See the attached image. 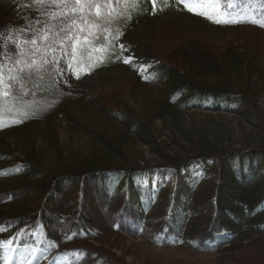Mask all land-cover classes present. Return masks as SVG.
Wrapping results in <instances>:
<instances>
[{
    "label": "trees",
    "instance_id": "16d2710c",
    "mask_svg": "<svg viewBox=\"0 0 264 264\" xmlns=\"http://www.w3.org/2000/svg\"><path fill=\"white\" fill-rule=\"evenodd\" d=\"M157 2L160 11H185L178 0ZM150 4L116 3L112 16L126 19L106 25L112 54L103 63L94 62L100 53L93 52L91 61L81 58L84 72L107 78L122 67L127 50L118 40ZM34 9V1L20 5L18 0H0V42L9 36L29 39L24 32L29 20L47 19ZM205 22L231 41L222 46L203 35L191 36L170 52L166 64L134 75L129 85L136 94L135 109L128 111L112 97L106 101L67 90L51 68L41 73L42 80L33 77L27 83L28 95L16 105H27L26 115H15L11 102L4 103L0 248L29 249L38 261L66 256L71 264H124L111 250L122 253L121 236L129 235L160 249L217 254L229 248L228 264H264V182L251 189L254 177L264 175V170L254 175L261 163L255 159L264 163V116L258 109L264 96V0H240L239 10L225 21ZM96 43L106 42L102 36ZM143 90L155 94L144 96ZM197 110L238 114L244 122L256 117L259 126L252 127L240 149H233L228 133L220 135L209 124L186 125L184 111ZM61 129L86 137L87 146L81 151L66 146ZM168 131L173 133L170 140ZM147 154L154 157L153 166L176 172L198 161L214 178L173 193L149 191L137 183L150 169ZM95 187L111 217L103 226L90 217ZM176 200L177 205L182 200L187 204L181 215L175 209L172 216ZM236 253L242 256L234 257Z\"/></svg>",
    "mask_w": 264,
    "mask_h": 264
},
{
    "label": "rangeland",
    "instance_id": "374dc122",
    "mask_svg": "<svg viewBox=\"0 0 264 264\" xmlns=\"http://www.w3.org/2000/svg\"><path fill=\"white\" fill-rule=\"evenodd\" d=\"M33 1L34 0H18L20 5L30 4ZM187 2L196 7L198 11H203L204 15L189 11L188 8L187 12H159L157 8L155 9L153 5L150 4L149 10L143 15H139L136 20L137 22L133 25L129 33L119 38L120 45L126 46L127 48L128 55L126 59L129 60V62L124 63L123 67L107 76V78H101L91 70L84 72L83 65H81V58H87V56L81 57L77 52L75 57L76 62L72 63L73 70L71 71L67 67L71 58H63L60 60L58 66L62 71L57 73V79L59 76L64 78L63 81L66 82V84H64L63 87L67 90L76 89L77 91H83L93 98L98 97L106 101L112 97L114 102L124 106L128 111L135 109L136 94H131V85H129V83L134 73L141 69L145 62H150V64H165L170 52L183 44L191 36L199 37L203 35V37L216 40L215 42L222 46L226 42L231 41L230 36L225 35V33L221 34L217 32L215 28L208 29L204 24H206L205 21L209 19V17L215 19V21L224 20L229 12L235 9L237 0H187ZM182 5L185 6L184 4ZM102 7L107 8L108 5H102ZM30 47L31 45H27L25 48L27 49ZM39 47H41L42 51L34 57L37 62H41V57L44 55V43L40 42ZM67 51L69 53L72 52L70 43ZM56 55L59 57L60 53L57 52ZM48 58H51L50 53L48 54ZM0 59H3L2 55H0ZM9 65L11 66V62H9ZM7 74L8 73H6V75ZM77 76H79V78H77ZM142 93H144V96H153L155 94L152 90H148V92L143 90ZM25 108L26 106L20 107L16 113H25ZM258 109L264 116V96L259 101ZM237 116L238 114L230 112L213 113L203 110L184 111L187 126L190 127L191 124L212 125L214 130H216V132L218 131L220 135L228 133L233 141V149L238 150L241 148L240 144L248 140L249 135L247 134L252 136V127L259 126V122L256 117H252L248 119L247 122H244ZM172 134L171 131L166 133L169 140L172 138ZM61 137L63 144L66 146L72 145V147H75L74 149L78 151H81L87 146V138L80 134H70L66 130L62 131L61 129ZM145 158L146 162L150 163V169L149 172L137 179V183L141 184L149 191L159 192L161 188L169 187V189L174 192L178 187L180 189V187L192 183L196 176L197 167L173 174L165 168L162 169L153 166L152 162L154 157L152 155L147 154ZM232 158L236 161L237 157ZM256 160H259L261 163L257 165L259 170L255 172L254 175L262 173L264 169L263 159L258 157L255 161ZM198 174L199 177H202V174ZM259 176L260 177H254L256 181L255 185L251 186L252 188H247L254 189L259 183L264 182V178H262L264 175L261 174ZM123 187L127 188V185L124 184ZM93 193L94 209L91 210L92 216L90 217L95 224H99L100 222L102 224L99 226H103L104 221L111 217L108 214L109 212L103 208L105 201L103 197H101L102 195L100 196V192L96 187ZM122 238V242L125 243L123 252L121 253L119 249H113L111 252L120 256L124 264H228L227 259L229 258H227L228 254H225V250L229 248H226L220 253L211 254L188 248L160 249L148 243L147 240L137 239L129 235H122L121 239ZM260 240L264 241V239L261 238ZM127 243L129 244L128 247H126ZM254 252L250 254H255ZM238 255L239 253H236L233 256L235 257ZM245 256L248 257L249 254H243L244 258H246ZM22 259V255H17L13 258L11 264H21Z\"/></svg>",
    "mask_w": 264,
    "mask_h": 264
},
{
    "label": "snow or ice",
    "instance_id": "6c2138e0",
    "mask_svg": "<svg viewBox=\"0 0 264 264\" xmlns=\"http://www.w3.org/2000/svg\"><path fill=\"white\" fill-rule=\"evenodd\" d=\"M34 2V10H40V15L47 19L29 20L24 29L29 39L20 41L9 36L0 42V55L3 56V59H0V109L7 101H10L13 107L18 103L22 104L28 95L25 91L27 83L31 82L33 77L42 80L41 73H47L49 68L52 73H60L62 69L58 65L61 59L71 58L67 67L70 71L73 70L72 63L76 62L75 57L78 51L81 57L87 56L90 61L93 52L100 53L94 62L103 63L104 59L112 54L109 52L110 34L106 25L115 20L126 19L121 14L115 18L112 16L114 6L102 10V5H113V0H34ZM120 2L128 3L129 0H116V3ZM151 2L155 7L156 0ZM179 3L184 4L189 11L204 15L203 11H198L187 0H179ZM46 9L55 10L47 11ZM93 18L94 22L89 23V20ZM86 26L93 31H86ZM102 36L106 43L97 44L96 42ZM40 42L44 43V55L38 63L34 57L42 51L39 47ZM69 43L72 48L71 53L67 51ZM25 45H31V47L26 49ZM123 47L120 45L121 49ZM57 52L60 53L59 57L56 55ZM49 53L51 58H48ZM124 62L128 63L129 60L126 59ZM73 255L79 256V253H73Z\"/></svg>",
    "mask_w": 264,
    "mask_h": 264
}]
</instances>
